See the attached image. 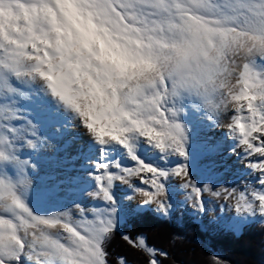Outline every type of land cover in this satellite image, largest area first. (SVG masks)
Segmentation results:
<instances>
[{
	"label": "clouds",
	"instance_id": "1",
	"mask_svg": "<svg viewBox=\"0 0 264 264\" xmlns=\"http://www.w3.org/2000/svg\"><path fill=\"white\" fill-rule=\"evenodd\" d=\"M254 11L251 3L221 11L212 0H0V42L31 53L22 57L23 78L128 126L125 113L150 115L145 96L169 97L178 82V93L238 91V81L214 80L213 73L226 52L264 57V16L256 20Z\"/></svg>",
	"mask_w": 264,
	"mask_h": 264
},
{
	"label": "rangeland",
	"instance_id": "2",
	"mask_svg": "<svg viewBox=\"0 0 264 264\" xmlns=\"http://www.w3.org/2000/svg\"><path fill=\"white\" fill-rule=\"evenodd\" d=\"M263 59L264 57L258 55L246 56L226 52L217 65V70L213 73V79L229 80L232 77L230 79L232 82L233 78H238L244 63L249 65L256 64V62L258 63ZM232 68L236 69V71L232 72ZM0 79L6 80L8 86L14 89L12 93H6L0 88V139L5 136L8 137L14 145V154L17 159L21 162L27 161L26 164H14L10 161L0 163V175L14 174V172L23 174L22 176L19 174V177H16V179H19V186L16 189L33 215L42 218L59 217L61 218V223L67 222L70 225L78 226L82 235H87L85 226L99 224L101 220L107 221L111 219L113 228H116L123 222L124 215L149 210L153 214L166 219L170 218L178 207H182L189 215L196 216L197 219L193 221L199 225L202 231L209 232L218 229L230 231V229H233L234 234L238 235L242 227L250 222L264 223V217L260 216L258 211L257 213L245 211L247 207L245 201H239V205L237 201L236 206L231 208L225 201H220L222 198H217L218 201H215V199L203 193L201 195L204 209L201 210L196 203H193L196 202L195 199L191 202L188 198H183L186 192L181 188L183 184L178 181V177L173 176V178L170 176L173 169L177 166L168 169L169 164L165 162V159L160 160L156 156H153V160H151V157L142 158L141 160H145L146 166H152L166 174L159 180L163 187V195L157 198L164 202V211L158 209L156 204H137V201L133 200L134 197L135 199L137 198L136 194L124 193V186L129 183L135 184L137 176L130 177L128 183L114 180L109 189L112 197L111 202L104 200L102 195L97 198L90 196L89 193L97 191V188L95 190L90 188L95 174L91 171H86L94 168H92L93 162L90 161L88 165L82 163L84 161L79 151L82 143H84L87 146L91 145V148L96 153L98 151V143L83 125L79 126L82 122L78 115L66 106L68 108L66 115L64 114L65 116L61 118L63 114H61L60 110L59 115L56 116V112L51 105L54 102L53 100H49L47 104L33 96L31 90L33 80L18 79L15 75L3 69H0ZM20 83L26 86L29 85L26 88L30 91H27L26 96H23V92L19 87ZM205 90H207V96L205 95ZM227 93L229 92L226 89L211 87L195 93L190 90L187 93H178L175 96L170 94L169 97H166L163 102V108L169 110L170 122L179 123L182 126L183 136L181 139L184 150L203 147V150L212 151L211 145H209L212 139L207 137L205 140L199 141V130L192 127L195 111L189 107L185 109L184 102L186 97L196 105L197 114L202 115L207 111L213 112L214 107L210 109L208 106L209 110H203L199 99L202 98L201 100L205 102H207V99H211L213 105L215 103L219 104ZM220 94L223 97H219ZM153 97L147 100L151 101ZM62 107H65V105ZM171 110L176 111V117L171 116ZM12 112L15 113L16 119L12 118ZM197 124L200 125V122ZM8 129L13 131L9 132ZM221 131L223 133V130ZM33 132L35 135L32 134ZM29 140L35 144L34 148L28 147L27 141ZM143 142L144 146L148 145L143 137L138 134H130L129 144H131L132 155L138 156V148ZM108 143L114 144V142ZM224 144H227V142L223 140L217 142V144L215 142L214 151L220 149ZM116 145L118 146V144ZM120 146L116 149L120 150ZM171 151L166 150L164 152ZM196 154L197 157L191 156L190 158L189 162L191 164L186 168L187 174L194 175L197 172L196 181H200L202 184L212 182L214 173L205 165L208 162L206 155L202 152ZM122 157L118 155L115 157L116 160H111L114 163H112L114 168L108 171L111 175L119 176L124 171L132 170L131 166L124 162L125 159ZM233 163L234 161L230 165ZM227 167L229 166L225 164L222 169L227 170ZM232 174L235 175V173ZM150 175L147 174L144 177H150ZM171 179L173 180L171 181ZM223 184L227 185L228 182ZM212 189L210 192L214 191V187ZM140 191H145V189L142 188ZM253 194H246V201L256 204L258 202L254 200ZM225 197L227 198L229 195ZM236 200H239V197ZM219 202L221 204L217 206ZM238 206L239 211L237 210ZM0 218L10 217L8 213L0 210ZM240 224H243L241 228H239ZM48 234L57 238L61 243H69L67 233L64 232L62 227L57 226L53 232ZM258 262L259 264H264V253H261ZM23 264H36V261L35 259L30 262L23 261Z\"/></svg>",
	"mask_w": 264,
	"mask_h": 264
},
{
	"label": "snow or ice",
	"instance_id": "3",
	"mask_svg": "<svg viewBox=\"0 0 264 264\" xmlns=\"http://www.w3.org/2000/svg\"><path fill=\"white\" fill-rule=\"evenodd\" d=\"M131 2L132 0H129L130 4ZM212 2L221 11L225 12L251 3L255 9L254 19L258 20L259 17L264 16V7L260 6L258 0H212ZM100 3L111 4L112 0H100ZM121 8L122 5L113 4L114 10L119 11ZM41 11H43V8H41ZM12 45V48H8L3 46V42H0V69L21 79L27 75L23 68L22 57H30L31 53L27 49L22 54L17 52L18 45L15 41H12ZM237 54L240 53L237 52ZM251 55L252 53L249 52L246 56ZM34 72L42 79L52 80L50 75L46 76L39 68L34 69ZM237 81L240 85L238 91L229 92L228 96L219 104L215 103L213 105L211 99H207V103L215 110L221 108L227 110L229 105L234 109L235 114L232 116L226 130L238 140V145L243 147L246 157H252L253 155L260 157L259 160L249 162L247 166L254 172L259 173L258 183L264 189V75L257 77L251 71L250 65L244 63ZM182 87H184L182 82L176 83L170 94L177 95ZM0 88L6 93L14 91L3 79H0ZM49 90L54 97L78 115L83 127L100 145L114 142L128 149L131 155L129 136L130 134H138L160 152L172 150L176 155L182 158L185 157L181 139L183 136L182 126L179 123L170 122L169 110L163 108L166 96L157 93L153 97L148 109L151 114L148 116H139L133 119L125 113L124 118L128 121V126H125L123 121L118 118H100L90 112L87 106L82 109L66 92L52 88L51 85H49ZM199 90L197 88L198 92ZM165 92H168L167 85H165ZM205 95L207 96V90H205ZM245 109L247 115H244ZM176 115V111L171 110V116L176 117ZM12 118H17L14 112H12ZM102 119L105 122H101ZM8 131L12 132L13 130L8 129ZM32 134L35 135L34 132ZM27 145L31 148L35 147V144L30 140L27 141ZM14 153V145L8 137L5 136L0 139V163L9 161L14 164L27 163V161H19ZM131 159L136 161L134 155H131ZM249 161L252 160L249 159ZM137 165L132 170L114 176L108 172L107 165L97 164L96 167L102 174L94 177L97 191L89 193V195L94 198L102 195L104 200L111 202L112 197L109 189L114 180L128 183L130 177L141 176L140 183L147 184L152 189L151 191H139V194L143 197L142 203L156 204L158 209L164 211V202L157 198L163 195V187L159 180L166 174L139 161H137ZM144 173L151 175L150 177H144ZM173 174L176 177L187 179V172L183 167L175 168ZM183 187L191 188L192 193L195 194L196 203L199 208L202 207L201 190L189 182L183 184ZM253 196L258 203L253 204L245 201L247 205L245 211L249 213H257L258 211L260 216L264 217V191L254 193ZM240 200H243L242 195ZM0 208L8 213L10 217L0 218V264H23V261L30 262L34 259L36 264H108L105 243L112 234L113 222L111 219L101 220L99 224L92 226H85L87 235H82L78 226L70 225L67 222L61 223L59 217L42 218L33 215L21 199L15 184L3 176H0ZM237 210H240L239 206ZM57 226L62 227L64 232L67 233L68 244L61 243L57 238L43 231V228H55ZM29 237L31 238L29 239ZM122 239L130 247L136 250L143 249L148 254L146 264H160L156 250L148 248L142 237L133 239L125 236ZM159 255H166V253H159ZM119 264H126V262L120 259ZM214 264H219V261L215 258Z\"/></svg>",
	"mask_w": 264,
	"mask_h": 264
},
{
	"label": "bare ground",
	"instance_id": "4",
	"mask_svg": "<svg viewBox=\"0 0 264 264\" xmlns=\"http://www.w3.org/2000/svg\"><path fill=\"white\" fill-rule=\"evenodd\" d=\"M250 69L257 77L264 75V59L262 61H259L258 63L256 62V64H251ZM230 79H232V77ZM236 81H237V78H233L232 82L235 83ZM28 86H26L22 83L19 84V87H20L21 91L23 92V96H26L27 91H30L26 88ZM31 90L33 92V96L36 97L37 99H39L43 103L48 104L49 100L54 101L53 103H51V105H52V108H54L53 110L56 112V116L59 115L60 110L62 112L61 114H63L61 118H63L66 115V113L68 112L67 111L68 108L66 106L62 107L64 104L62 102H60L58 100V98L54 97L51 94L50 90L47 89L46 85L43 84V82L33 81V84L31 85ZM153 96H155V95L154 94H148L145 96V99L147 100ZM226 96H228V93L225 94L224 97L222 96V94L219 95V97H223V98H225ZM201 99H199V100H200V103L202 104L201 106H202L203 110H205V111L209 110L208 106L211 109L212 106H210V104H208L207 102H205ZM138 102L142 103L143 101H138ZM184 107H185V109H188V107L191 110L194 109L195 116H194V121L192 123L193 124L192 127L198 128L199 134H200V136L198 138L199 141L205 140L207 137H210L212 139V141H210V143H209V145H211L212 151H208L206 149L203 150V147H200V149H197L195 147V148H193V150L192 149H185V157L182 158V157L176 155L173 151H171V152H160L153 145L149 144L146 141V144H148V145L144 146V142H143V144L140 145V148H138L139 149L138 156H136V161H134L131 159L132 149H131V155H130L128 149H125L124 147H122L120 145L117 146L116 143H114V144L113 143H106L104 145L98 144V146H97L98 151L96 153H95L94 149L91 148V145L87 146V144L82 143L81 149L79 152L82 154V157H83L82 160L84 162H82V161L81 162L88 165L90 163V161H92L93 162L92 168L94 167L93 169H89L86 171L93 172L95 174V177L98 175H101L102 173L96 167L97 164L103 163V164L107 165L108 171H109V170L114 168V166H112V163H113L112 161L114 159L116 160L115 157L118 155L123 156L122 158L125 159L124 162H127L131 166L132 169H134L138 166L137 161L142 162L144 165H146L147 163L145 162V160L142 161L141 159L142 158L146 159V157H151V160H153V158H154L153 156H156L160 160L165 159V162L169 164L168 169L173 168L174 166L183 167L186 169L191 164L189 162L191 156L197 157L196 153L202 152L206 155V157L208 159L207 160L208 162H206L205 165L209 169H211V171L214 173L212 175L214 180L212 182L202 184L200 181H196L195 177H198L197 172H196V174H194V175L187 174V179L184 177H178V181H180V183L185 184V183L189 182L191 185L195 186L197 189H200L202 192L201 194L206 193L209 197H211L212 199H215V201H218L217 198H222V200H220V201H225L226 204L231 208L233 206H236L237 201H246L247 200L245 197L246 194L264 191V189H262L261 185L258 183L259 173L254 172L252 169L248 168V166H247L249 162H254L256 160H259L260 157L258 155H253L252 157H246L243 147L238 145V140L228 130H226L228 124L231 121L232 116L235 114L232 106L229 105L227 110H225L223 108H221L219 110L214 109V110H212L213 112L207 111L202 115H198L196 112V109H197L196 105H194L192 103V101L190 99H188V97H186V101L184 102ZM244 115H247L246 109H245ZM198 122H200V125L197 124ZM80 125H82V123L79 124V126ZM81 130H83V128H81ZM221 130H223V133ZM218 131H221V132H218ZM223 134H225V135H223ZM222 140L224 142H227V144H224V146L220 147V149H217V151H214L215 142L217 144V142L222 141ZM109 145L111 146L109 151H106V152L100 151V146H109ZM119 146H120L121 151L116 149ZM129 147L131 148V144H129ZM102 153H103V155H101ZM249 159L252 161H249ZM233 161H234V163H233L234 165L233 164L230 165V163ZM225 164H227L229 167H227V170L224 169L225 170L224 171L222 169V167ZM86 169H88V168H86ZM221 171H223V172H221ZM221 173H223V174H221ZM232 173H235V175H233ZM239 173H241V174H239ZM145 175H147V173L143 174V176H145ZM170 176L176 177L173 174V172L171 173ZM140 179H141V176H137V182L135 184L129 183V184H126L123 188L124 193L136 194L137 200L135 199V197L133 200L137 201L136 202L137 204L142 203V200H143V197L139 194L140 189L143 188V189H145V191H151L152 190L149 185L140 183ZM172 180L173 179H171V181ZM225 182H228V184L224 185L223 183H225ZM205 186H207V187H205ZM212 187H214V191L210 192L211 190H213ZM90 188L92 190H95L97 188V184H96L95 179H93V184L90 185ZM181 188L183 189V191L186 192V194L184 195L183 198H185V199L188 198V200H190L191 202L194 201L195 194L192 193L191 188H185V187H183V185L181 186ZM226 195H229V197L226 198L225 197ZM236 195H237V197H239V200H236V198H237V197L235 198ZM241 195L243 196V200H240ZM189 197H191V198H189ZM193 203H196V202H193ZM220 204L221 203L219 202L217 206H220ZM143 205H148V204H143ZM197 206H199V205L197 204ZM213 207H215V206H213ZM200 208H201V210L204 209L203 201H202V207H200ZM219 209H220V207H219ZM0 210L3 211L2 208H0ZM242 225L243 224H240L239 228H241ZM41 227H43V226H41ZM43 231L48 234V233L53 232L54 228H43ZM30 238L31 237H29V239Z\"/></svg>",
	"mask_w": 264,
	"mask_h": 264
},
{
	"label": "trees",
	"instance_id": "5",
	"mask_svg": "<svg viewBox=\"0 0 264 264\" xmlns=\"http://www.w3.org/2000/svg\"><path fill=\"white\" fill-rule=\"evenodd\" d=\"M19 174L23 175L14 172L0 176L17 188ZM194 219L196 216L182 207L176 208L168 219L149 210L125 215L105 243L108 264H119L120 259L126 264H146L148 254L130 247L122 239L125 236L142 237L148 248L156 250L160 264H214V258L219 264H259L264 253V224L252 222L235 235L232 230L202 231Z\"/></svg>",
	"mask_w": 264,
	"mask_h": 264
}]
</instances>
